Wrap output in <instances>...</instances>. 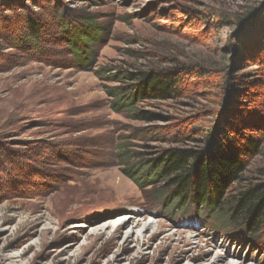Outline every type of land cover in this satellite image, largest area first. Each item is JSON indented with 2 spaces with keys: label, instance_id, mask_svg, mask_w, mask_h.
<instances>
[{
  "label": "rangeland",
  "instance_id": "1",
  "mask_svg": "<svg viewBox=\"0 0 264 264\" xmlns=\"http://www.w3.org/2000/svg\"><path fill=\"white\" fill-rule=\"evenodd\" d=\"M263 17L264 0H0V264H264V229L177 205L142 170L230 110L263 143L233 192L264 184ZM175 67L204 76L135 99L129 74Z\"/></svg>",
  "mask_w": 264,
  "mask_h": 264
},
{
  "label": "trees",
  "instance_id": "2",
  "mask_svg": "<svg viewBox=\"0 0 264 264\" xmlns=\"http://www.w3.org/2000/svg\"><path fill=\"white\" fill-rule=\"evenodd\" d=\"M262 20L259 41L264 42V17ZM26 28L31 42L41 39V22L36 18H29ZM246 38L240 43L243 53L250 49V38ZM260 49L254 56L264 58V43ZM192 72L194 71L175 67L138 71L128 77L135 82L136 100L140 95L141 98L171 101L180 98L179 86L182 79L188 76H204ZM228 76L227 83L232 82L229 89L224 87L229 94L226 95L227 98L233 90L232 84L236 89L239 81L230 72ZM234 97L235 100L239 99L237 94ZM230 100L231 97L228 98ZM222 106L225 107L224 104ZM141 114L146 120H154L150 113ZM245 125L246 123L234 121L230 110L223 111L218 114L215 125L202 139L186 137L191 145L163 151L142 170H153L155 177L161 181L167 180L169 185L166 193L174 197L177 205L190 201L201 203L211 213L224 214L228 223H241L251 233L259 234L264 229V184L245 185L239 191L233 192L236 185L243 183L247 159L258 157L262 152L263 143L248 133L249 127Z\"/></svg>",
  "mask_w": 264,
  "mask_h": 264
},
{
  "label": "bare ground",
  "instance_id": "3",
  "mask_svg": "<svg viewBox=\"0 0 264 264\" xmlns=\"http://www.w3.org/2000/svg\"><path fill=\"white\" fill-rule=\"evenodd\" d=\"M189 245H190V242H189ZM197 248H200V246H197L196 247V249ZM187 251H194V248H189V250H187ZM232 257V258H234L235 260H238L240 263H238V264H248V261H250V263L253 261V259H245L243 256H241L239 253L238 254H228V252H224V253H221V252H219L218 254H217V257H216V259L215 260H213L212 262H211V264H226L225 263V260L228 258V257ZM227 264H229V263H227ZM235 264H237V263H235ZM252 264H255V263H252ZM258 264V263H257Z\"/></svg>",
  "mask_w": 264,
  "mask_h": 264
}]
</instances>
